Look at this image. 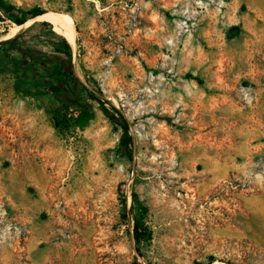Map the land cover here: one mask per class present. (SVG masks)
<instances>
[{
	"label": "rangeland",
	"instance_id": "374dc122",
	"mask_svg": "<svg viewBox=\"0 0 264 264\" xmlns=\"http://www.w3.org/2000/svg\"><path fill=\"white\" fill-rule=\"evenodd\" d=\"M7 1L74 18L93 117L66 123L67 83L1 49L50 53L54 27L0 22V264H264V0Z\"/></svg>",
	"mask_w": 264,
	"mask_h": 264
},
{
	"label": "trees",
	"instance_id": "16d2710c",
	"mask_svg": "<svg viewBox=\"0 0 264 264\" xmlns=\"http://www.w3.org/2000/svg\"><path fill=\"white\" fill-rule=\"evenodd\" d=\"M49 12V11H48ZM42 7L34 6L30 9H23L17 5H14L7 0H0V22L2 23H13L15 26H22L26 24L29 20L40 17L46 13ZM7 25V24H6ZM45 26L53 29V25L50 23H44ZM55 37L59 39V42L56 44L55 49L46 53L42 50H38L33 47H28L26 44H19L18 37L10 38L5 42H2L1 46L8 45L9 48H1L4 52L5 57L10 58L11 52L16 51L20 53L22 56L31 59L35 63L45 64L52 69L54 73V77L61 81L67 83L68 89L64 92L69 97V102L65 103V107L72 108L78 107L79 116L71 117L66 120V123L69 121L72 122L71 126L75 129L84 130L89 126L90 121L92 120L93 114L91 112V108L88 105L79 104L80 100L78 94L74 92L72 87L69 85L71 81L77 80L76 72L73 66V49L72 45L62 36L57 34L56 32H52ZM187 79L193 80L202 84L200 78H197L191 74H188ZM85 89V88H84ZM88 97L97 101L101 104L102 111L107 115V117L114 123L121 125L125 135H128L129 128L127 127V120L125 116L122 114L120 110L115 108V106L109 102L104 101L102 98H99L94 92L91 90L85 89ZM110 106L108 108L107 106ZM124 124L122 125L121 122ZM70 126V127H71ZM64 126L62 125V121L55 119V128L62 129ZM67 127V126H66ZM126 148L125 153L132 154V139L128 137L127 142H124ZM130 145V147H129ZM134 203H138L137 196L134 195ZM138 214L134 216V235L138 244L142 242H148L151 239L150 232L147 231L144 217L146 213V208L143 206H139L137 209ZM135 212V206L131 207L130 213L133 214Z\"/></svg>",
	"mask_w": 264,
	"mask_h": 264
},
{
	"label": "bare ground",
	"instance_id": "6f19581e",
	"mask_svg": "<svg viewBox=\"0 0 264 264\" xmlns=\"http://www.w3.org/2000/svg\"><path fill=\"white\" fill-rule=\"evenodd\" d=\"M38 21L52 24L54 27V31L57 34L64 37L71 45L76 44V40H77L76 23L74 18L66 13L48 12L40 17L29 20L26 24L22 26H15L14 28L20 29L22 27L32 24L33 22H38Z\"/></svg>",
	"mask_w": 264,
	"mask_h": 264
}]
</instances>
